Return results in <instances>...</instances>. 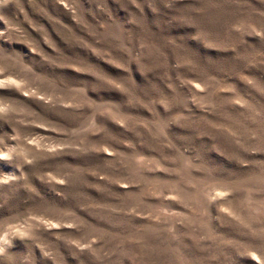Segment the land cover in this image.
<instances>
[{
    "label": "rangeland",
    "instance_id": "obj_1",
    "mask_svg": "<svg viewBox=\"0 0 264 264\" xmlns=\"http://www.w3.org/2000/svg\"><path fill=\"white\" fill-rule=\"evenodd\" d=\"M0 264H264V0H0Z\"/></svg>",
    "mask_w": 264,
    "mask_h": 264
}]
</instances>
